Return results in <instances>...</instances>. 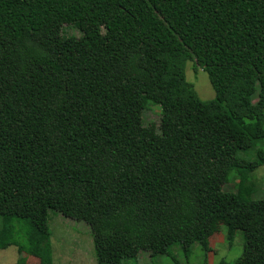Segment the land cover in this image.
I'll use <instances>...</instances> for the list:
<instances>
[{
	"label": "trees",
	"instance_id": "obj_1",
	"mask_svg": "<svg viewBox=\"0 0 264 264\" xmlns=\"http://www.w3.org/2000/svg\"><path fill=\"white\" fill-rule=\"evenodd\" d=\"M189 59L213 98L187 81ZM261 165L264 0H0L4 243L15 225L18 247L53 264L54 210L89 226L99 264L210 251L220 225L229 243L242 232L231 264H264V194L248 183Z\"/></svg>",
	"mask_w": 264,
	"mask_h": 264
},
{
	"label": "rangeland",
	"instance_id": "obj_2",
	"mask_svg": "<svg viewBox=\"0 0 264 264\" xmlns=\"http://www.w3.org/2000/svg\"><path fill=\"white\" fill-rule=\"evenodd\" d=\"M64 32L67 34L79 35V31L71 26H64ZM185 76L187 81L193 84V87L202 100L211 99L214 96V90L209 82L207 73L195 66L194 60H187L185 63ZM144 124L154 123L156 126L160 120V107L148 101L141 113ZM239 155L246 158L252 157V151L240 152ZM248 183L254 185L251 191V199H259L264 194V165L257 167L250 174ZM238 176L232 173L228 182L222 185L227 190H235V184ZM14 220V219H13ZM3 221V222H2ZM4 219L0 216V230L3 229ZM13 222L7 221L4 228L6 234L12 232ZM50 236L49 243L53 264H99L96 262L93 254L92 237L89 226L82 222L65 217L59 212L49 210L48 220ZM17 230L14 225L15 242H11L10 236L2 237L0 234V264H38L39 259L23 249L18 247ZM26 240L25 235L20 236V241ZM28 242L26 243V245ZM242 232L237 231L232 242H228L226 231L223 225L209 238L210 251H203L198 243L191 247V254L186 258L174 244L169 249V255H159L150 257L147 252H140L135 259H126L122 264H218L221 260L231 264L238 258L242 252Z\"/></svg>",
	"mask_w": 264,
	"mask_h": 264
}]
</instances>
